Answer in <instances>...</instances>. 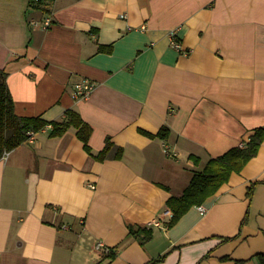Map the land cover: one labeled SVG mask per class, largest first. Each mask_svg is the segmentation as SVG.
Segmentation results:
<instances>
[{
    "label": "crops",
    "instance_id": "crops-1",
    "mask_svg": "<svg viewBox=\"0 0 264 264\" xmlns=\"http://www.w3.org/2000/svg\"><path fill=\"white\" fill-rule=\"evenodd\" d=\"M0 71L15 115L58 122L72 110L91 129L90 152L74 128L47 127L0 159V264H256L264 253V139L203 214L166 226L167 199L194 171L264 129V0H0ZM85 80L92 93L73 98ZM162 127L166 139L141 133ZM130 227L152 239L141 246Z\"/></svg>",
    "mask_w": 264,
    "mask_h": 264
},
{
    "label": "trees",
    "instance_id": "trees-1",
    "mask_svg": "<svg viewBox=\"0 0 264 264\" xmlns=\"http://www.w3.org/2000/svg\"><path fill=\"white\" fill-rule=\"evenodd\" d=\"M41 2L42 0L39 1V4ZM29 3L34 6L32 0H29ZM100 50L109 53L111 47H100ZM5 76V73L0 71V159L4 153L27 142L31 134L38 133L47 127L50 129V137L61 136L69 128H74L84 149L90 152L88 140L91 129L72 110H67L65 118L58 122H47L39 117H19L15 115L14 104L6 86ZM141 133L151 139H166L169 135V131L165 127L160 128L156 134L145 131H141ZM263 139L264 129L257 128L243 147H234L218 157L211 158L200 170L194 171L182 195L178 197L171 196L167 199L166 207L171 212V218L166 226H173L190 208L201 205L208 197L216 193L233 173L240 172L243 166L256 155ZM111 148L112 144L107 140L104 148L95 157L96 160H104ZM121 155L122 150L118 148L114 158L119 159ZM190 159L196 166L199 164L198 158L190 156ZM247 194L248 199H251L252 188L248 190ZM245 222L246 216L242 219L241 225ZM128 235H133L141 246L152 239V232L147 228L130 227ZM231 239L225 238L224 240ZM114 253L110 248L107 258H113ZM255 259L256 264H264V253L257 254Z\"/></svg>",
    "mask_w": 264,
    "mask_h": 264
},
{
    "label": "built area",
    "instance_id": "built-area-1",
    "mask_svg": "<svg viewBox=\"0 0 264 264\" xmlns=\"http://www.w3.org/2000/svg\"><path fill=\"white\" fill-rule=\"evenodd\" d=\"M39 1L40 0H32L34 5L39 4ZM32 24L36 26L37 22H32ZM50 25H51V19L49 17L45 18L44 21L40 23V26L44 29L48 28ZM169 37H170V45L174 49L182 52L180 42L178 41L176 37V32L175 31L169 32ZM93 89H94V85L90 83L89 81L85 80L82 82H78L74 84V91H73L72 96L75 99L86 100L92 93ZM32 135L33 134L30 135L29 139L32 138ZM7 154H8L7 152L4 153L1 158H5ZM197 209L200 212V214H203L204 208L202 206H198ZM92 251L94 253H99L100 255L107 256L110 253V248L104 246L101 242H97L93 246Z\"/></svg>",
    "mask_w": 264,
    "mask_h": 264
},
{
    "label": "rangeland",
    "instance_id": "rangeland-1",
    "mask_svg": "<svg viewBox=\"0 0 264 264\" xmlns=\"http://www.w3.org/2000/svg\"><path fill=\"white\" fill-rule=\"evenodd\" d=\"M200 170V169H199Z\"/></svg>",
    "mask_w": 264,
    "mask_h": 264
}]
</instances>
